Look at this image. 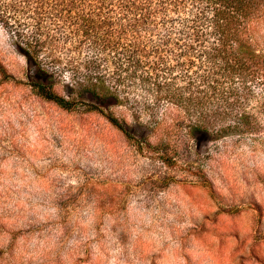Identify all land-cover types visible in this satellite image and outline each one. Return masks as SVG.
I'll return each mask as SVG.
<instances>
[{
	"label": "rangeland",
	"instance_id": "1",
	"mask_svg": "<svg viewBox=\"0 0 264 264\" xmlns=\"http://www.w3.org/2000/svg\"><path fill=\"white\" fill-rule=\"evenodd\" d=\"M262 4L247 70L256 77L209 63L212 36L186 47L184 12L115 35L108 62L66 39L60 62L40 63L52 73L43 79L0 24V264H264ZM134 42L142 60L161 50L158 80H140L146 64L126 78ZM86 60L114 97L92 93ZM197 88L202 106L187 101Z\"/></svg>",
	"mask_w": 264,
	"mask_h": 264
},
{
	"label": "trees",
	"instance_id": "2",
	"mask_svg": "<svg viewBox=\"0 0 264 264\" xmlns=\"http://www.w3.org/2000/svg\"><path fill=\"white\" fill-rule=\"evenodd\" d=\"M104 5L111 8L103 11L100 6ZM82 6H93V8L79 9ZM262 7V0H0V24L16 38V47L25 55L28 63L37 66L38 72L33 76L43 79V77L51 78L52 73L43 70L40 63L60 62L56 50L61 43L72 37H80L76 41V48L84 39L91 48L99 50L102 59L108 62L107 53L116 51L119 46L115 35L134 34L140 30L152 31L157 25L146 26L145 23L152 19L170 18L169 16L184 12L188 15L186 19L188 24L185 26L188 32L183 34L189 39L192 38L185 43L186 47L192 48L196 44L194 37H197L198 41L203 35L212 36L214 41L207 51L209 63L213 66L219 64L223 72L228 75L256 77V71L247 70L253 58V50H251L253 22L259 17ZM21 16H27L29 19L19 24ZM21 25L26 27L27 32L20 31ZM56 34H63L64 41L59 42L55 38ZM132 46V51L127 55L132 69L127 70L126 78L135 77L138 70L146 64L150 70L144 75L138 74L140 80L144 84L149 83L150 80H158L157 72L165 61L159 55L161 50L151 46L149 51L153 54L152 58L142 60L131 53L134 50L143 51L140 49L141 44L134 42ZM96 67V61L86 60L82 65L85 71L81 75L82 79L87 78L88 81L94 79V84L99 85V88H94L92 93L114 97L116 92L105 88L106 77L104 74L96 73ZM212 73L202 74L201 83L213 77ZM121 75L111 78L120 81ZM71 76L76 82L80 79L77 72L72 73ZM160 88L159 85L156 93L161 91ZM198 89L201 88L190 91L187 101L202 106L206 102L204 91ZM44 93H48L46 97L59 105L67 107L59 95L52 92Z\"/></svg>",
	"mask_w": 264,
	"mask_h": 264
}]
</instances>
